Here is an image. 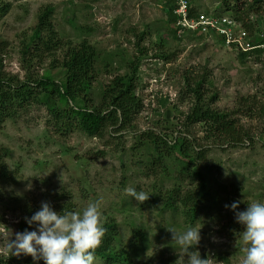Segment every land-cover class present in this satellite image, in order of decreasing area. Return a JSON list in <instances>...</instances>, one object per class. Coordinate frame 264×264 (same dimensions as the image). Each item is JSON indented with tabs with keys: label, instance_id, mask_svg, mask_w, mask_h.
Listing matches in <instances>:
<instances>
[{
	"label": "rangeland",
	"instance_id": "rangeland-1",
	"mask_svg": "<svg viewBox=\"0 0 264 264\" xmlns=\"http://www.w3.org/2000/svg\"><path fill=\"white\" fill-rule=\"evenodd\" d=\"M189 2L195 15L240 17L245 42L264 44V1L241 0L239 14L233 11L235 1L231 11L221 0ZM176 4L0 0V8L8 7L0 15V81L25 82L46 72L60 81L67 48L87 43L97 52L88 106H101L113 80L131 75L136 66V98L141 103L130 125L122 130L121 124L108 125L102 137L81 132L74 127L76 121L60 128L38 104L7 120L0 131V157L13 180L0 178V234H13L14 239L17 232L34 230L25 217L40 210L42 202L58 213L66 204L82 212L88 203L99 202L104 225L117 226L118 250L121 246L127 251L136 232L144 236L130 254L133 264H183L184 254L168 228L183 232L191 226L202 227L197 246L201 258H209L210 264H242L244 229L225 205L239 202L237 211H244L249 203L264 202V51L242 53L216 35L189 32L180 38L170 12ZM48 8L63 49L56 46L55 54L39 58L30 38L40 13ZM28 44L31 48L24 54ZM198 79L206 80V102L234 119L242 143L215 138L203 124L187 126L193 98L186 81ZM151 136L164 140L157 151ZM187 156L196 158L194 165L203 178L187 165ZM129 187L146 192L149 199L139 204L127 195ZM203 189L206 196L194 221L179 197L172 206L166 203L172 191L184 197ZM96 264L105 262L96 259Z\"/></svg>",
	"mask_w": 264,
	"mask_h": 264
},
{
	"label": "trees",
	"instance_id": "trees-1",
	"mask_svg": "<svg viewBox=\"0 0 264 264\" xmlns=\"http://www.w3.org/2000/svg\"><path fill=\"white\" fill-rule=\"evenodd\" d=\"M221 1L227 7V11H231V1H235L233 11L237 14L240 13L241 8H239V5L241 4L238 3L241 0ZM263 1L255 0L256 3H262ZM175 7L170 6L174 21L176 20L173 14ZM7 10L8 7H1L0 15L6 13ZM51 12L52 9L48 8L40 13L38 25L30 38V43L37 47L36 56L39 58L55 54L59 50L56 46L62 45L61 50L63 49V42L56 36L51 23ZM195 13V10H191V15H195ZM236 21L242 23L243 20L238 17ZM30 48V44L26 45L24 54H28ZM262 52V49H256L250 54L261 55ZM96 63V50L87 43H83L79 46H69L67 48L63 62H61L63 70L60 81L54 78L50 72H46L39 79H31L25 82H13L11 79L5 78L1 80L0 131L7 120L16 119L18 115L28 112L37 104L48 110L60 128L68 129L73 125L71 124L72 121H76L75 128L89 136L98 137L103 136L108 125L117 127L121 124L120 130L125 129L133 122V114L138 113L141 108V103L136 98L138 67L134 68L131 75L113 80L102 95L101 106L89 107L87 102L89 103L90 99L88 100L87 97L91 95L92 85L96 78ZM205 83V79L192 82L186 81V92L193 98V108L186 116L187 126L203 124L207 133L212 134L215 138H226L230 142L242 143V131H238V126L231 115L212 108L214 102H206L207 100L203 94ZM104 109H107V111L105 112ZM150 140L152 145L155 146V148L152 147L154 151H157L159 149L158 145L164 141L156 136H151ZM187 157L189 158L187 165H192L194 173L203 178L204 174L197 171L198 169L194 165L196 158ZM2 160L3 156L0 157L1 181L6 180L7 183H10V180L13 179L9 176L7 166ZM204 196H206L204 189L184 197L172 191L168 194L166 203L172 206L171 201L179 197V201L185 208L186 216L194 221L198 216L199 206H202L199 203L203 201L204 198L202 197ZM62 211L73 212L72 204L64 205ZM104 226L106 232L100 247L96 250V259L105 262V264H133L134 259L130 254L136 251L137 242L142 241L144 236L140 232H136L127 251L121 250V246L118 250L119 233L116 224H105ZM0 264H33V261L31 256H26L25 260H17V258L12 257L10 261L0 259Z\"/></svg>",
	"mask_w": 264,
	"mask_h": 264
},
{
	"label": "clouds",
	"instance_id": "clouds-1",
	"mask_svg": "<svg viewBox=\"0 0 264 264\" xmlns=\"http://www.w3.org/2000/svg\"><path fill=\"white\" fill-rule=\"evenodd\" d=\"M126 193L139 204L150 196L133 187L127 188ZM225 207L234 212L235 221L244 229L241 232L245 245L242 264H264V202L249 203L244 211H237L239 202ZM25 222L34 226V230L17 232L14 239L13 234H0L2 261L23 255L31 256L33 264L39 261L43 264H96V250L106 232L99 202L88 203L82 212L62 213L56 212L48 202H42L40 210L30 218L25 217ZM201 228L191 226L183 232L168 228L172 241L184 254L183 264H210L209 258H201L197 247Z\"/></svg>",
	"mask_w": 264,
	"mask_h": 264
},
{
	"label": "built area",
	"instance_id": "built-area-1",
	"mask_svg": "<svg viewBox=\"0 0 264 264\" xmlns=\"http://www.w3.org/2000/svg\"><path fill=\"white\" fill-rule=\"evenodd\" d=\"M173 13L176 18L177 35L180 38L189 32L193 34L199 33L206 37L216 35L229 48L242 53L252 52L256 49L264 51V44L253 45L245 42L246 35L243 32L242 26L230 17L209 16L205 13L191 15L189 0H177Z\"/></svg>",
	"mask_w": 264,
	"mask_h": 264
}]
</instances>
